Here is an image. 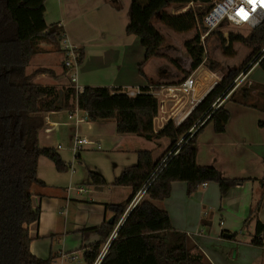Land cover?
Masks as SVG:
<instances>
[{
  "label": "crops",
  "instance_id": "0c3cea01",
  "mask_svg": "<svg viewBox=\"0 0 264 264\" xmlns=\"http://www.w3.org/2000/svg\"><path fill=\"white\" fill-rule=\"evenodd\" d=\"M130 3V0H45V25L56 24L61 38L57 44L38 42V52L31 57L25 73L48 70L49 73L39 74L32 81L56 89L60 96L64 88L74 86L71 77L82 88L119 89L129 96L148 88L158 101V113L152 121L153 132L158 133L168 121L179 125L219 78L197 68L191 74L193 79L196 75L193 91L182 96L177 91L175 77L169 74L166 65L169 57L162 48L159 53L168 58H153L143 63L144 49L139 39L125 33ZM165 11L169 12V7ZM154 18L158 19V13ZM155 29L160 32L159 28ZM163 39V48L169 47V39ZM62 41L81 53L74 71L63 68ZM49 55H54L56 60L49 63L39 58ZM153 62L156 72L151 69ZM186 62L184 71L190 66V60ZM142 63L143 75H140L137 68ZM250 82L264 85V80ZM258 92L254 90L252 95L258 97ZM263 103L262 98L261 108ZM223 105L229 113L225 130L216 134L211 123L203 127L196 141L195 162L199 167L214 168L221 178L243 179V184L221 196L216 184L207 183L187 196L186 184L173 182L169 197L162 201H151L144 192H139L123 217L133 207L132 202L148 200L167 213L172 228L186 234L208 263L264 264V246L250 242L255 221L264 226V112L226 98ZM42 118L43 126L36 135L37 146L54 149L69 168L58 172L47 158L40 156L37 160L36 178L43 185L30 188L32 206L39 210V219L27 227L29 251L37 259H51L50 264H66V257L80 251L81 264H85L83 253L99 241V236L88 229L108 223L113 218L108 207L123 205L130 195L129 188L112 186L113 181L124 169L136 164L139 151H149L154 161L162 162L169 155L166 152L169 140L117 134L114 119L92 122L76 107L48 112ZM75 137L86 138L89 143L75 148ZM90 173L100 176L106 186L91 185ZM258 200L256 216L249 219ZM246 231L250 237L243 239ZM114 234L115 230L99 253Z\"/></svg>",
  "mask_w": 264,
  "mask_h": 264
},
{
  "label": "trees",
  "instance_id": "16d2710c",
  "mask_svg": "<svg viewBox=\"0 0 264 264\" xmlns=\"http://www.w3.org/2000/svg\"><path fill=\"white\" fill-rule=\"evenodd\" d=\"M213 1L130 0L125 33L139 39L144 49V63L153 58H167L159 53L164 39L151 22L155 14L158 13V22L173 33L194 32L183 42L190 60L188 75L203 63L200 35L206 29L201 21ZM44 3L45 0H0V264L51 263V259H37L29 251L27 227L39 219V210L32 206L30 188L43 185L36 178L40 156L51 161L58 172L66 171L69 165L54 149L39 148L36 135L43 126V114L72 107L83 111L92 122L114 119L117 134L169 140L166 151L169 155L164 162L154 161L149 151H139L136 164L124 169L113 181L112 186L129 188L130 195L123 205L108 207L113 213L111 222L88 229L99 236V241L83 253L85 264L95 260L114 230L115 236L100 264H210L186 234L172 228L167 213L158 210L150 201L142 200L124 217L123 214L139 192H144L151 201L168 198L173 182H184L187 196L207 183L216 184L221 196L230 188L243 184V179L221 178L214 168L197 166L196 141L209 123L216 134L224 132L229 119L223 105L225 98L264 112V106L261 108L264 85L234 88L233 84L240 74H247L254 65L264 74V21L246 36L229 33L227 39H221L222 44H227L226 56H231L233 44L247 48L248 56L227 77H222L179 125L168 121L154 133L152 121L158 113V101L148 88H141L137 94L129 96L119 89L106 87H84L76 94L74 87L68 86L60 96L52 87L33 83L35 76L49 73L46 69H37L29 75L25 73L31 57L38 52V42L57 44L61 38L56 24L45 25ZM196 3L210 5L206 9L187 8L176 14L165 11L168 6L181 9ZM168 61L174 63L171 59ZM143 63L137 68L140 75H143ZM254 90L259 91L258 97L252 95ZM89 179L91 185L106 186L94 173L89 174ZM259 205L260 200L253 205L249 219L255 218ZM263 238L264 226L256 220L250 242L261 246Z\"/></svg>",
  "mask_w": 264,
  "mask_h": 264
},
{
  "label": "rangeland",
  "instance_id": "374dc122",
  "mask_svg": "<svg viewBox=\"0 0 264 264\" xmlns=\"http://www.w3.org/2000/svg\"><path fill=\"white\" fill-rule=\"evenodd\" d=\"M209 5L210 3L206 5L201 4V3L200 4L199 3L189 4L188 6H185L184 9L194 8L196 6L206 9ZM168 7H169V13L176 14V13L181 12V9L176 8L175 6H168ZM151 22L155 28L160 29V34L162 37L166 38V40L169 39V47H166V48L162 47L161 51L164 54H167L169 59L174 61L173 64L170 62L169 63L166 62V65H168L167 68L169 69V74H171L172 77H175L176 83H178L176 87H178V85L186 77H189L191 76L192 73H194L193 71L192 73L186 75L189 69L187 71L182 70V67L184 66L186 67L187 65L186 60L188 59L185 53V50L183 48V42L189 39L193 35L194 32H188L187 33L188 36L187 35L183 36L182 34H176L168 30L166 27L161 25L157 20H155L154 17L152 18ZM249 32L250 31H248V29L246 28L234 27V26H230L227 24H221L216 29L209 32L205 37L207 38L206 41H205V38L203 40L204 45L203 44L202 45L204 49V58H203V63L198 67V69L200 68L199 70L205 73L206 75L207 73L216 74L217 77L219 78V81L221 80L222 77H227L248 56L249 50L240 44H233L231 56H226L224 54L225 53L224 51H225V47H227V44L226 43L222 44L221 39H227V36L229 33L240 34L242 36H246ZM171 39H175L176 41L173 42L171 41ZM39 58L47 59L49 63L56 60V57L54 55L39 56ZM213 66H216V67L211 68ZM156 67H157L156 64H154L153 62L151 64V69L153 72H156L157 70ZM250 72H251V75L248 79L245 76L246 74H243V73L240 74L233 82L234 88L240 87V86H249L250 84H252V82H250L251 80L255 82H261V80H264L262 79L264 77L263 72L256 65L251 69ZM260 76L262 78H260ZM194 77H195L194 78L195 80L196 75ZM182 96H185V95H182ZM249 237H250V233H247V231L242 236L243 239H247ZM74 255L76 256L77 261H74V262L70 261L68 259L70 257L69 255L65 259L67 261L66 264H81L82 263V256H81L82 253L80 251H77L76 253H74Z\"/></svg>",
  "mask_w": 264,
  "mask_h": 264
},
{
  "label": "built area",
  "instance_id": "2783aa9c",
  "mask_svg": "<svg viewBox=\"0 0 264 264\" xmlns=\"http://www.w3.org/2000/svg\"><path fill=\"white\" fill-rule=\"evenodd\" d=\"M243 9V11H241ZM264 21V0H254V2L249 3V0H214L209 9L206 11L202 18V26L206 29L205 33L200 35L201 44L206 35L216 29L221 24H227L234 27H243L251 31L258 27ZM63 47V68L66 71H74L79 63L80 54L79 51L71 46L66 41H62ZM204 45V44H203ZM262 53V52H261ZM250 71V70H249ZM249 73V72H248ZM247 73V74H248ZM246 74V75H247ZM245 75V76H246ZM244 76V77H245ZM71 83H74V89L76 94H80L83 90L75 84V78L71 77ZM195 87V80L189 76L186 77L177 87V91L182 95H189ZM133 94L130 93V96ZM86 138H74V147L78 148L79 145L88 144ZM165 159L162 161L164 162ZM202 186H205L203 184ZM135 202H132L134 206ZM112 238L107 242L105 248L97 255L95 260L91 264H100L103 256L106 253L108 245ZM262 246H264V238L262 240ZM70 261H77L75 255H70Z\"/></svg>",
  "mask_w": 264,
  "mask_h": 264
},
{
  "label": "snow or ice",
  "instance_id": "6c2138e0",
  "mask_svg": "<svg viewBox=\"0 0 264 264\" xmlns=\"http://www.w3.org/2000/svg\"><path fill=\"white\" fill-rule=\"evenodd\" d=\"M252 2H254V0H249V3H252ZM241 11H243V9H241Z\"/></svg>",
  "mask_w": 264,
  "mask_h": 264
},
{
  "label": "water",
  "instance_id": "95a60500",
  "mask_svg": "<svg viewBox=\"0 0 264 264\" xmlns=\"http://www.w3.org/2000/svg\"><path fill=\"white\" fill-rule=\"evenodd\" d=\"M112 219H113V218H110V219H109V222H111V221H112Z\"/></svg>",
  "mask_w": 264,
  "mask_h": 264
}]
</instances>
